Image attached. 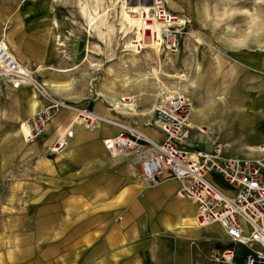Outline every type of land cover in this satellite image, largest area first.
Here are the masks:
<instances>
[{"label":"crops","instance_id":"crops-1","mask_svg":"<svg viewBox=\"0 0 264 264\" xmlns=\"http://www.w3.org/2000/svg\"><path fill=\"white\" fill-rule=\"evenodd\" d=\"M23 2L0 0V40L22 67L37 70L38 77L50 66L49 41L42 35L38 12ZM232 68L233 72L239 68L244 77L239 96L231 70L227 78L232 104L227 111V131L230 138L234 131L238 137L225 143L226 150L232 157L254 158L253 150L264 143V53L244 54ZM44 106L46 102L31 86L15 90L0 80V156L9 155L22 122ZM80 107L106 118L116 111L96 102ZM195 109L199 112L193 114V128L205 124L203 110ZM150 113L148 123L141 122L140 117L135 119L148 137L144 127H150L152 110ZM74 117L70 112H59L34 142V160H39L34 166V228L19 233L13 248L0 251V264H202L198 243L203 228L196 223L197 206L177 196L178 181L148 187L138 178L135 159L112 157L103 144L115 136L102 133V126L107 124L90 128L73 125V138L66 140L61 152L54 151ZM256 133L261 136L257 143L244 142L229 151L233 143ZM200 139L201 149L210 151L215 139ZM21 151L17 152L24 155ZM209 179L234 194L221 176L212 174ZM206 230L215 235L207 239L212 246L208 262L219 264L215 257L220 249L215 248L225 247L229 239L218 225Z\"/></svg>","mask_w":264,"mask_h":264},{"label":"rangeland","instance_id":"rangeland-1","mask_svg":"<svg viewBox=\"0 0 264 264\" xmlns=\"http://www.w3.org/2000/svg\"><path fill=\"white\" fill-rule=\"evenodd\" d=\"M97 1L102 5L99 15L107 14L108 26L115 28L110 44L101 40L95 31L90 32L81 11L82 4L89 3L94 7ZM124 1L131 7L125 17L133 22L132 5L141 0ZM26 2L38 12L42 35L49 41L50 66L47 73L38 75L37 80L54 97L79 106L86 102L99 103L105 109L113 106L116 111H113L114 116L108 115L110 120L122 126L140 128L135 119L140 117L141 122H150L153 106L161 95L168 94L160 89L152 76L157 69L162 71L159 78L165 87L190 100L193 114L199 112L195 107L203 110L205 124L193 128V137L198 141L201 136L214 138L228 153L225 143L238 136L234 131L230 138L227 131V111L232 105L227 78L230 70L233 72L230 68L238 66L241 56L264 53V0H164L171 12L185 17L189 24L179 50L176 53L162 50L160 64L153 49L146 47L135 54L132 50L134 36L125 37L120 33L121 11L117 0H24L23 3ZM232 76L235 91L239 92L243 88L239 83L244 75L236 68ZM132 96L136 103L129 107L124 99ZM118 103H122L120 109ZM193 114L191 121H194ZM146 126L145 132L152 139L164 140V136ZM102 128V133L109 136L124 133L120 127L108 124ZM260 137L258 133L246 136L233 143L229 151L244 142L257 143ZM14 138L9 155L0 156V251L13 248L19 233L34 228L37 210L34 166L39 160H34L32 146L35 143L23 142L21 132ZM18 149L25 154L20 155ZM206 229L200 232L202 240L198 243L202 264H216L208 262L212 246L207 239L215 235ZM215 249L221 250L222 246ZM236 252L237 262L241 264L244 248L236 247ZM13 255L16 259V253Z\"/></svg>","mask_w":264,"mask_h":264},{"label":"built area","instance_id":"built-area-1","mask_svg":"<svg viewBox=\"0 0 264 264\" xmlns=\"http://www.w3.org/2000/svg\"><path fill=\"white\" fill-rule=\"evenodd\" d=\"M132 6L134 9L130 14L140 23L144 46L159 45L164 53L179 50L189 24L185 17L171 12L164 0H141ZM139 6L142 10L138 12ZM35 72L23 73L8 45L0 40V80L8 82L15 90L23 85L31 86L46 102V106L20 126L26 144L36 142L61 111L70 112L75 117L57 140L55 152H61L66 140L73 138L71 127L75 124L89 128L99 124L120 127L124 133L103 141L107 152L112 157L135 159L138 178L148 187H157L169 180L178 181L177 196L197 206V225L200 228L218 225L229 239V243L216 254L217 262L238 264L236 247H242L241 264H264V143L253 150L254 158L229 156L225 146L217 141L212 143L210 151L202 150L201 142L193 137V104L181 94L161 95L153 106L150 127L164 136L162 142H157L138 126H122L94 114L87 107L54 97L37 80ZM124 103L134 106L135 96L126 97ZM212 174L221 176L234 194L212 182L209 179Z\"/></svg>","mask_w":264,"mask_h":264},{"label":"bare ground","instance_id":"bare-ground-1","mask_svg":"<svg viewBox=\"0 0 264 264\" xmlns=\"http://www.w3.org/2000/svg\"><path fill=\"white\" fill-rule=\"evenodd\" d=\"M117 2L120 3V11H121L120 21H119L120 27H121L120 33L125 37H128L130 35L134 36L135 40H134V42H132V45H133L132 50L135 54H138V53H140V51L143 48H146V46H144L142 44V34L140 32V29H141L140 23L138 21H136L135 19H133V17H132L133 22L132 21L130 22L125 17L127 10H130L131 7H128L127 3L124 0H117ZM139 7L137 8L138 12L140 10H142V7H140V8ZM101 8H102L101 1H97L96 5L94 7H91L89 3H84L81 5V11H82L84 18L86 19V22H87L88 28L90 29V32L95 31L96 33H98V36L101 40H103L106 43L109 42V44H110V37H111V35L114 34L115 28L113 26H108L109 24L107 23V19H106L107 14H101L102 16L99 15L98 10L99 9L101 10ZM131 12H133V9L131 10ZM150 48L153 49L154 53L157 55L158 64H160L163 49L159 45H154ZM176 52H174V53H176ZM21 71L23 73L29 75L28 73H26L27 71L25 70L24 67H22V65H21ZM161 72L162 71L155 69L153 71V75H152L154 80H157V82L159 83L160 89L165 91L168 94H178L177 92H172L169 88L165 87L161 83L160 78H159L160 74H162ZM121 104L118 103V105H117L118 109L121 108ZM123 106H125V105H123Z\"/></svg>","mask_w":264,"mask_h":264}]
</instances>
